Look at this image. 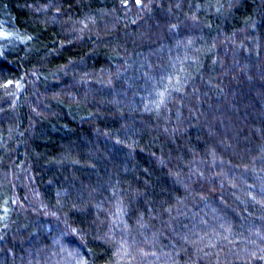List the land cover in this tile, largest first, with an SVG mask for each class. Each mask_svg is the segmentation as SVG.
<instances>
[{
    "label": "trees",
    "instance_id": "trees-1",
    "mask_svg": "<svg viewBox=\"0 0 264 264\" xmlns=\"http://www.w3.org/2000/svg\"><path fill=\"white\" fill-rule=\"evenodd\" d=\"M10 33L0 264H264V0H0Z\"/></svg>",
    "mask_w": 264,
    "mask_h": 264
},
{
    "label": "rangeland",
    "instance_id": "rangeland-1",
    "mask_svg": "<svg viewBox=\"0 0 264 264\" xmlns=\"http://www.w3.org/2000/svg\"><path fill=\"white\" fill-rule=\"evenodd\" d=\"M2 37H0V39H2L4 41V43H6L7 41L10 40V38L16 39L17 38V35L15 36V35H13V34L10 33V34L5 35V37H3V38Z\"/></svg>",
    "mask_w": 264,
    "mask_h": 264
},
{
    "label": "snow or ice",
    "instance_id": "snow-or-ice-1",
    "mask_svg": "<svg viewBox=\"0 0 264 264\" xmlns=\"http://www.w3.org/2000/svg\"><path fill=\"white\" fill-rule=\"evenodd\" d=\"M137 3H139V0H137Z\"/></svg>",
    "mask_w": 264,
    "mask_h": 264
}]
</instances>
